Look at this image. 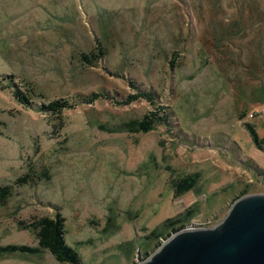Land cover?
Wrapping results in <instances>:
<instances>
[{"label": "rangeland", "instance_id": "374dc122", "mask_svg": "<svg viewBox=\"0 0 264 264\" xmlns=\"http://www.w3.org/2000/svg\"><path fill=\"white\" fill-rule=\"evenodd\" d=\"M0 188V247L39 250L0 264H65L57 217L81 264H138L264 195V0H0Z\"/></svg>", "mask_w": 264, "mask_h": 264}, {"label": "water", "instance_id": "95a60500", "mask_svg": "<svg viewBox=\"0 0 264 264\" xmlns=\"http://www.w3.org/2000/svg\"><path fill=\"white\" fill-rule=\"evenodd\" d=\"M138 264H264V195L236 199L212 227H183Z\"/></svg>", "mask_w": 264, "mask_h": 264}, {"label": "trees", "instance_id": "16d2710c", "mask_svg": "<svg viewBox=\"0 0 264 264\" xmlns=\"http://www.w3.org/2000/svg\"><path fill=\"white\" fill-rule=\"evenodd\" d=\"M10 78H12V77H10ZM30 94L33 95V92H30ZM64 102L62 100L61 101H53L49 104V106L46 108V110L50 109L49 111H57V110L59 111V110H62L64 108H67V105L65 104L66 102L65 103ZM61 103H62V105H60ZM150 126L151 125L149 122H143L140 124V128L143 131H147ZM22 181H24V180H22ZM188 188H191V186L189 185ZM6 190H9V188L8 189L4 188L2 190L0 188V191H2V193L8 194V192H6ZM171 222L172 221L169 220V221H167V224L169 225ZM41 224H42V226L44 225L45 227H44L43 232L40 236L41 237L40 246H42L45 250H47L52 255H54L58 262L65 263V264H81L80 258L78 256V254L76 253V251L65 242V232H64V228H63L62 219H60L58 217L54 221L53 220L51 221L49 219H45L41 222ZM173 226H175V225L173 224ZM181 228H183V226L175 227L173 230L170 231L169 234L166 235V238L169 237L171 233H173L174 231H177ZM158 238H162V240H163L162 235L155 236V239H158ZM160 244L157 243L156 246L159 247ZM11 252L12 253L13 252H21V253L35 254V253L39 252V250L35 249V248H31L29 246H25V245L24 246L10 245V246H6V247H0V253H11ZM145 256L148 257L149 255L146 254Z\"/></svg>", "mask_w": 264, "mask_h": 264}, {"label": "bare ground", "instance_id": "6f19581e", "mask_svg": "<svg viewBox=\"0 0 264 264\" xmlns=\"http://www.w3.org/2000/svg\"><path fill=\"white\" fill-rule=\"evenodd\" d=\"M98 96V95H97ZM50 110V109H49Z\"/></svg>", "mask_w": 264, "mask_h": 264}]
</instances>
